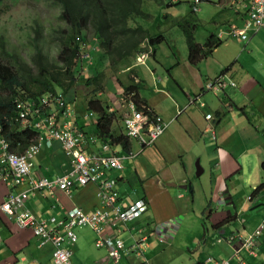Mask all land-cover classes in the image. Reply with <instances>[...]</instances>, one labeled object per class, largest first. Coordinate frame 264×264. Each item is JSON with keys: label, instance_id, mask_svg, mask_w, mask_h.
<instances>
[{"label": "crops", "instance_id": "1", "mask_svg": "<svg viewBox=\"0 0 264 264\" xmlns=\"http://www.w3.org/2000/svg\"><path fill=\"white\" fill-rule=\"evenodd\" d=\"M228 2L223 0V5H217L220 9H230L226 5ZM233 10L236 13L234 17L227 23L214 22L216 32L208 34L220 39V44L212 53L196 66L190 65L187 59L193 69L184 70L192 83L186 80L179 83L173 76L175 71L169 73L174 83H158L154 78L145 83L134 74L135 82H140L135 84L141 85L140 90H147L148 94L144 96L138 91V98L146 105L129 99L133 95L127 94L125 89L131 83L120 81L114 86L115 95L113 92L105 94L104 91L97 94L106 97L103 103L108 112H119L117 117L120 119L111 124V130L114 125L117 129L112 130L114 133H124L121 119L129 113L127 106L130 102H134L138 109L140 106L151 109L167 124L165 133L151 147L141 149L136 141L130 140L127 150L131 151L132 157L125 156L128 155L125 153L127 150L120 145L113 146L116 152L120 150L119 155L123 157L122 171L110 173L117 182L121 207L129 208L136 201L143 200L147 211L131 223L117 225L116 230L108 228L103 235L120 239L126 248L142 236H148L149 243L144 261L132 255L125 256V248L117 264H159V260L164 259L171 249L182 256L181 264H214L207 262L209 258L229 260L230 264H264V236L255 256L240 251L235 259L233 250L239 245L236 241L232 245L227 243L232 234L246 237L264 225V189L252 196L255 189L264 184V26L257 30L246 28L248 17L245 11ZM210 12V9L202 8L198 13L209 18ZM231 25L243 29L247 40L229 35ZM92 57L97 71L104 72L108 68V63L100 64L98 55L92 54ZM152 57L156 58V52ZM176 66L172 70L180 67ZM88 72L92 76V72ZM223 77L236 86L227 87L220 93L205 91L209 81ZM73 92L74 89L69 91L67 100ZM208 115L211 120L206 118ZM73 119L75 128L86 132V123L78 117ZM178 135L188 142L197 141L203 153L197 161L195 175V166L190 172L183 157L180 161L176 160L180 158ZM101 145L100 141L94 145L86 143V152L109 155L110 152H104ZM203 157L208 161L207 188L210 187V192L204 211L196 212L193 204L197 185L193 178L207 174L206 168L200 166ZM215 160L216 164L211 165ZM248 161L252 162V172H249ZM70 166V159L55 142L51 147L45 145L35 157L31 176L53 180L67 174ZM246 172L251 175V187L244 192L252 193L245 198L246 193H236L240 191L235 187L238 186V177L245 176ZM228 182L234 185L235 194H231ZM214 187L216 191L213 193ZM25 191H28L26 181L9 186L0 182V204L9 195ZM24 205L35 217L63 219L72 208H79L84 213L98 208L99 191L94 185H89L73 188L69 194L58 190L54 194L46 190L28 192ZM200 216H206L207 220L203 223ZM72 232L77 239L73 249L68 238L64 241V248L73 250L72 264H114L108 260L107 250L98 249L95 245L98 237L89 227H77ZM161 236L165 241H160ZM52 250L50 245L40 247L31 230L19 228L13 219L0 212V264H54Z\"/></svg>", "mask_w": 264, "mask_h": 264}, {"label": "trees", "instance_id": "2", "mask_svg": "<svg viewBox=\"0 0 264 264\" xmlns=\"http://www.w3.org/2000/svg\"><path fill=\"white\" fill-rule=\"evenodd\" d=\"M7 1L0 0V16L2 5ZM52 6H58L57 20L62 27L49 33L56 43V58L52 59L43 51V28L35 22L32 27L33 39L31 42L29 61L25 60L20 50L4 35H0V121L2 123L1 135L8 140L11 149L21 153L36 141L37 133L32 127L24 126L17 120V100L27 101L44 93H56L57 89L66 96L81 79L86 87L92 88L88 102L89 110L98 115L95 125V134L99 139L111 138L123 150L129 148V141L122 135H111V124L115 120L113 114L106 113V107L95 100L97 82L103 80V72H97L95 67L80 55L82 42H86L87 35H91L99 48L98 58L101 65L104 60L108 63L110 71H119L120 67L135 59L136 55L144 49L142 43L148 41L152 46L153 54L156 46L165 41L163 36L152 37L148 30L136 22V18L148 17L142 11V4L147 0H45ZM160 3L161 0H151ZM175 4H167L174 7ZM133 22L134 27L130 25ZM183 36L188 50V62L196 66L203 58L209 56L212 50L220 44L216 35L211 34L203 45L195 41L194 32L197 27L193 13L177 22L183 27ZM92 41V42H93ZM92 42H88L90 50ZM96 49V48H95ZM29 50V49H28ZM96 51V50H95ZM91 55V52H90ZM87 65V66H86ZM88 67L92 74L100 79L86 78L84 73L80 77L76 70ZM117 68V69H116ZM116 69V70H115ZM84 76V77H83ZM96 82V83H95ZM131 83H134L132 80ZM141 85L131 84L125 90L136 93L133 100L137 104H145L138 98ZM264 168V165H263ZM264 189V184L258 186L253 192L255 196Z\"/></svg>", "mask_w": 264, "mask_h": 264}, {"label": "built area", "instance_id": "3", "mask_svg": "<svg viewBox=\"0 0 264 264\" xmlns=\"http://www.w3.org/2000/svg\"><path fill=\"white\" fill-rule=\"evenodd\" d=\"M201 1L194 0L193 11H198L197 5ZM220 1V0H209ZM231 5L236 9H244L248 20L246 28L257 30L264 26V0H231ZM231 33L239 36L242 40H247L244 30L232 26ZM143 58V57H142ZM235 83L227 81L225 78H218L210 81L206 85V90L220 93L227 87H235ZM53 104L57 112L53 115L43 116V109ZM20 118L24 123H31L34 130L39 132L40 143L33 144L22 154L16 155L10 149L8 143L0 137V182L5 185H17L24 181L28 184V191L21 192L16 196H9L7 200L0 204V212L9 219H13L21 229H29L35 237L42 241V244L50 242L53 246L54 264H71L70 251L63 247L66 238L73 244L76 237L72 232L75 227H90L97 233L103 232L106 228L116 230L117 225L126 224L147 209L145 201L140 200L129 208H122L119 205V194L115 189L116 181L107 176L108 170H121V158L111 154L108 156H89L81 151L85 138L76 131L72 121L68 106L60 97L52 96L50 100L40 99L38 102L20 103ZM130 116L123 119L125 134L128 138L136 141L141 147L152 145L165 131L167 125L159 116L149 114L144 110H138L133 104L128 105ZM51 146L53 142H58L64 153L71 159V169L63 176L54 180L46 178H33L30 176V169L33 166L32 160L41 149V142ZM93 140L92 138H89ZM107 148V147H105ZM96 185L99 191L100 206L90 214L84 213L81 209L70 210L64 220L57 221L55 218H35L24 208V198L28 192H41L46 190L54 193L60 190L68 194L75 187L86 185ZM64 229V235L59 234L60 228ZM264 236V226H260L253 234L247 237L232 236L228 243L236 240L240 249L255 256ZM110 245L109 255L115 262L120 257V252L124 250L123 242H107ZM97 246H103L102 241L97 242ZM148 247L147 237H142L137 243L132 245L125 253H132L141 257ZM240 251V250H238ZM238 253V252H237ZM222 264H227L223 262Z\"/></svg>", "mask_w": 264, "mask_h": 264}, {"label": "rangeland", "instance_id": "4", "mask_svg": "<svg viewBox=\"0 0 264 264\" xmlns=\"http://www.w3.org/2000/svg\"><path fill=\"white\" fill-rule=\"evenodd\" d=\"M169 0H161V4L156 3L151 0H147L142 4V11L148 17H139L136 18V22L141 24L142 27L148 30L150 36L158 37L163 36L165 41L156 46V58L149 57L145 60L144 65H135V60L132 59L129 63L120 67L119 71H110L108 68L104 69V77L103 80H99L97 82V90L104 91L105 94L115 95L114 86L118 85V83L123 82V84L131 83V75L133 74L127 69H133V73L137 75V77L144 81L145 83H149L148 80H152L153 78L158 83H174L172 77L169 75L170 72L175 71L173 76L175 79L182 83V80H186L187 83H192L189 77L186 76L184 69H193V67L189 66L187 62V46L185 43V39L183 36V28L186 26L183 25L177 26V22L181 19L185 18L191 11V2L192 0H177L176 5L174 7L168 8L164 2ZM223 2L217 1L214 4L203 3L200 4V9L208 8L210 9V16L209 18H204L201 13H194V19H196V27L195 31V41L197 43L203 44L208 38V34L214 31V22L224 23L228 22L231 17L235 16V12L233 9H220L217 4ZM215 5V6H213ZM2 15L0 16V35H4L13 45H15L22 55L25 57V60L29 61L30 56V48L31 42L33 39V31L32 27L35 26V22L38 23L43 28L45 40L43 44V51L44 53L48 54L52 59L56 58V46L52 39L54 37L50 36V32H54V30L62 27L60 22L57 20V15L59 13L58 6H52L49 2L45 0H20V1H7L2 5ZM204 14H207L206 12ZM197 21H200L197 23ZM130 25L134 27L133 22H130ZM87 42H92V36H88ZM93 47L90 48L91 53L93 56H96L100 51L99 48L96 47L97 43L92 42ZM145 43H142L141 46L144 47ZM96 48V49H95ZM29 49V50H28ZM96 50V51H95ZM106 64V61L103 62ZM177 65L180 67L178 69H173V66ZM87 66V65H86ZM91 67H96L95 64H91ZM106 70H109L107 73ZM172 70V71H171ZM97 71V70H96ZM84 72V68L81 70H76V75L80 77V74ZM99 72V71H97ZM88 77H94L95 79H100L98 75H91L89 72H85ZM84 77V76H83ZM85 82V81H84ZM81 79L77 81L75 84L73 96H71V100L69 101V106L72 110V114L74 117H78L86 123V132L89 134H95V119L96 116L93 112L89 110L88 102L93 97H90V92L92 88L86 87ZM96 83V82H95ZM184 83V82H183ZM70 90V91H71ZM57 94L62 96L63 99L67 100V96H63L62 92L57 89ZM140 93L144 96L147 93V90L142 89ZM148 94V93H147ZM94 99L101 100V103L106 100V97L103 95H96ZM68 101V100H67ZM202 115V114H201ZM204 120V116H201ZM206 118L211 120L212 117L208 115ZM241 121V120H240ZM212 122V121H211ZM242 122V121H241ZM212 126V124L210 125ZM238 127L239 125L236 123L235 125ZM213 129V127H211ZM113 131H116V127L112 128ZM212 141H214L212 139ZM135 143V142H133ZM208 142H206L207 144ZM214 149V147L207 145ZM177 151H179L180 158L176 160L180 161L182 157L184 158L185 164L189 168L190 172H192L193 166L194 168V175L196 174L197 168L196 164L197 161L200 159V156L203 155L201 149L197 145V141L188 142L187 139H184L182 135L177 136ZM117 152L120 154V150L118 149ZM213 152V151H212ZM211 154V152H210ZM186 156V160H185ZM216 160L211 162V165H215ZM202 168H206L207 174L205 173L203 176L199 178L194 177L193 181L197 185L196 189V196L194 197L195 203L193 204V210L196 212H202L206 208V199L209 198V188L207 178L209 175V167L208 161L203 157V163L200 165ZM247 166L249 168V172H252V162H247ZM32 171V169H31ZM253 178V177H252ZM251 182V175L250 173L246 172L245 176H239L237 179L238 186L235 187L241 194H245L244 190H248ZM231 190V194L234 193V185L231 182L227 183ZM215 187L213 189V193L215 192ZM251 192H247L246 196H250ZM221 208V207H220ZM221 213V212H220ZM219 213V214H220ZM203 218V223L207 220L206 216H200ZM205 220V221H204ZM182 232L178 235L181 236ZM170 257H172L170 259ZM182 256L180 254H176V250H169L166 253L164 259L159 260V264H181Z\"/></svg>", "mask_w": 264, "mask_h": 264}, {"label": "clouds", "instance_id": "5", "mask_svg": "<svg viewBox=\"0 0 264 264\" xmlns=\"http://www.w3.org/2000/svg\"><path fill=\"white\" fill-rule=\"evenodd\" d=\"M221 2H223V0H220ZM176 2H177V0H169V1H167V2H164V5L165 4H175L176 5ZM203 3H215V1H209V0H205V1H201L200 3H198V5H197V8H198V11H193V6H194V0H192V2H191V9H192V11H191V13H198L199 12V7H200V4H203ZM159 4H161V3H159ZM218 5H223L222 3H220V4H218ZM227 5V7L229 6L230 8H233V9H235V10H237V11H239V10H244V9H236L234 6H232L231 5V0H229V2L226 4ZM245 11V10H244ZM245 14H246V11H245ZM247 15V14H246ZM232 26H234V25H231L230 26V31H229V35H231V36H233V37H239V36H235V35H233L232 33H231V28H232ZM236 27V26H235ZM236 28H238V27H236ZM239 29V28H238ZM240 30H243V29H240ZM246 34V33H245ZM88 36H91V35H87V40H88ZM241 40H242V38L241 37H239ZM248 38V37H247ZM94 39V38H93ZM218 39H219V37H218ZM220 40V39H219ZM244 41H246V40H244ZM145 43V45H144V47L143 46H141V48L142 49H144L141 53H139V54H137L136 55V57H135V64H134V66L135 65H144V63H145V60L146 59H148L150 56L152 57L154 54V52H153V48H152V46H150V44H149V42L148 41H145L144 42ZM90 46V44L86 41L85 43L84 42H82L81 43V47H80V55H81V57L83 58V60H87V61H89V63L91 64V62H92V64H93V57H92V53H91V55H90V52H91V50H89L88 51V47ZM92 47V46H91ZM143 57V58H142ZM109 69V68H108ZM89 70H88V67H84V72H82V73H84L85 75V77L88 75L87 73H85V72H88ZM127 71H129V72H131L132 74H133V76L131 75V77H130V79H131V81L133 80L134 81V83H131V84H134V85H137V84H135V83H140L139 81L138 82H135V78H136V76H134V73H133V69H127ZM92 75H94V74H92ZM90 78H92V77H90ZM224 78V77H223ZM210 82V81H209ZM208 84V83H207ZM206 84V85H207ZM75 87V86H74ZM73 87V88H74ZM205 91H209V90H206V87H205ZM125 92L127 93V94H131V95H133V98L135 97V95H136V93H130V92H127L126 90H125ZM211 92V91H210ZM98 94V93H97ZM96 94V95H97ZM52 96H55V97H60L61 98V100L65 103V106H68L69 107V110H70V113H71V116L69 117V119L72 121V123H73V126L74 127H76V125H75V120L73 119L74 118V116H73V114H72V110H71V108H70V106H69V101L71 100V97L69 98V100L67 101V100H65V99H63V97L62 96H60V95H58L57 94V92L56 93H51V92H49V93H44V94H42V95H39V96H37V97H34L33 99H29V100H27V101H21V100H17V109H18V118H17V120L18 121H20V123L22 124V125H24V126H27V127H32V129L34 130V126H33V124L31 123V118L32 117H29L28 119L30 120V122L29 123H24L23 122V120L20 118V109L18 108V106H19V104L20 103H27V102H38L40 99H48V100H50L51 98H52ZM96 97V96H95ZM133 98H131V97H129V99L131 100V101H134L133 100ZM95 100H97V99H95ZM99 101V100H98ZM135 102V101H134ZM134 102H130L129 104H133L134 105ZM136 103V102H135ZM192 103V101H190V104ZM128 104V105H129ZM106 105V104H105ZM104 105V106H105ZM106 107V106H105ZM134 107H135V105H134ZM127 108H128V106H127ZM136 108V107H135ZM138 109V108H137ZM146 109H147V113H149V114H154L155 116H157L151 109H149V108H147V107H145V106H140V108L138 109V110H144V111H146ZM129 110V109H128ZM58 113V114H60L61 115V112H59L57 109H56V107L53 105V104H51L49 107H46L45 109H43V112L42 113H44L43 114V116H49V115H53V114H55V113ZM91 112H93V111H91ZM94 113V115L96 116V121H97V119H98V115L95 113V112H93ZM106 113H108V114H113L114 115V118H115V120L116 121H118V119H120L119 117H117V114L119 113V112H108L107 111V108H106ZM130 114V112L128 113V114H126L124 117H123V119H125V117L126 116H130L129 115ZM161 118V117H160ZM123 119H121V122H122V124H123ZM114 120V121H115ZM163 121V120H162ZM164 122V121H163ZM165 123V122H164ZM166 124V123H165ZM96 125V124H95ZM167 125V124H166ZM123 127H124V133L123 132H120V133H114L112 130H111V135H113L114 137H119L120 135H122V136H124L128 141H130V140H133V139H131V138H128V136L125 134V126H124V124H123ZM77 128V127H76ZM96 128V127H95ZM166 129H167V127H166ZM165 129V130H166ZM35 131V130H34ZM76 131H78L77 129H76ZM1 132H2V123H1V121H0V137L2 138V139H4L3 137H2V135H1ZM36 133H37V138H36V141L35 142H33L31 145H33V144H38V143H40V140H38L39 139V132H37V131H35ZM78 133H81L83 136H84V138H85V141H84V145H83V147L81 148V151L82 152H84L86 155H89V156H108V155H100V154H94V153H92V154H90V153H88V152H86V148H85V144L86 143H91L92 145H94L95 143H97V141H100L101 143H102V145H101V149L104 151V152H110V154L109 155H111V154H114V155H116V156H118V157H120L121 158V164H122V159H123V157H121L120 155H119V153H117L116 151H115V148L116 147H113V146H116L117 144H115L113 141H112V139L111 138H105V139H99L97 136H96V134H89L88 132H85V131H83L82 129H80L79 131H78ZM165 133V131L161 134V136L163 135ZM161 136H159V138L161 137ZM89 138H92L93 140H90ZM158 138V139H159ZM157 139V140H158ZM7 143H8V145H9V149L14 153V154H16V155H20V154H22L27 148H29L31 145H29L24 151H22L21 153H16L15 151H13L12 149H11V146H10V144H9V142H8V140H6V139H4ZM157 140L152 144V145H149V146H143V147H141L139 144V146L141 147V149H144V148H146V147H151V146H153V145H155V143L157 142ZM53 143H55V142H53ZM56 143H58V142H56ZM59 144V143H58ZM46 145V147H51V146H49V145H47L46 144V141H45V139H44V141H42L41 142V149H40V151L38 152V154L41 152V150H42V148L44 147ZM60 146V145H59ZM105 147H107V148H105ZM60 148H61V146H60ZM62 149V148H61ZM63 151V150H62ZM64 152V151H63ZM125 153L126 154H128V155H125V156H129V157H132V154H131V151L130 150H127V151H125ZM37 154V155H38ZM65 154V153H64ZM37 155H35V157L37 156ZM66 155V154H65ZM67 156V155H66ZM35 157L33 158V160H32V163H33V166H34V159H35ZM68 157V156H67ZM69 158V157H68ZM70 159V158H69ZM70 163H71V159H70ZM33 166H32V168H33ZM31 168V169H32ZM31 169H30V176H31ZM70 169H71V166H70ZM122 169H123V165H122ZM122 169L121 170H108V171H106V173H107V176L109 177V178H111V179H114L115 181H116V179L115 178H113L112 176H110V173L111 172H113V171H122ZM70 171V170H69ZM68 171V172H69ZM66 175V174H65ZM61 176H63V175H61ZM32 177V176H31ZM59 177V176H58ZM39 178H45V177H39ZM57 178V177H56ZM55 178V179H56ZM47 179V178H46ZM49 180V179H48ZM54 180V179H53ZM21 184V183H20ZM17 185H19V184H17ZM89 185H93V184H89ZM89 185H86V186H89ZM86 186H84V187H86ZM95 187H97L96 185H94ZM76 189H78V188H83V187H75ZM115 189H116V191L118 192V189H117V182H116V184H115ZM72 190V189H71ZM70 190V191H71ZM58 191H60V190H58ZM41 192H43V191H41ZM41 192H30V193H41ZM61 192H63V191H61ZM55 193V192H54ZM53 193V194H54ZM63 193H65V192H63ZM70 193V192H69ZM68 193V194H69ZM118 194H119V192H118ZM18 195V194H17ZM9 196H16V195H9ZM7 200V199H6ZM5 201V200H4ZM140 201V200H139ZM3 202V201H2ZM1 202V203H2ZM120 202H121V196H120V194H119V205L121 206V204H120ZM136 202H138V201H136ZM135 202V203H136ZM133 205V204H132ZM100 206V205H99ZM131 206V205H130ZM130 206H128V207H130ZM24 208L25 209H27L26 207H25V205H24ZM123 208V207H122ZM72 209H74V208H72ZM72 209H70V210H72ZM79 209V208H78ZM97 209V208H96ZM28 210V209H27ZM69 210V211H70ZM29 211V210H28ZM68 211V212H69ZM146 211H147V209H146ZM146 211H144L141 215H143ZM30 212V211H29ZM68 212H67V214H68ZM92 212H94V210L92 211ZM91 212V213H92ZM31 213V212H30ZM67 214L65 215V217L63 218V219H59V218H57V217H52V216H50V217H43V218H55L57 221H61V220H64L65 218H66V216H67ZM86 214H90V213H86ZM140 215V216H141ZM34 216V215H33ZM35 217V216H34ZM139 217V216H138ZM137 217V218H138ZM35 218H37V219H42L41 217H35ZM15 222V221H14ZM131 222H133V220L132 221H130V222H128V223H131ZM128 223H126V224H128ZM126 224H124V225H126ZM264 226V225H263ZM88 227V226H87ZM75 228H77V227H75ZM79 228H85V227H79ZM90 228V227H89ZM91 229V228H90ZM107 229L108 228H106L103 232H101V233H97L95 230H92V231H94V233L97 235V240H96V242H95V245L97 246V242H99V241H102V245L103 246H97L98 247V249H100V248H104L105 250H107V257H108V260L109 261H111L112 263H114V264H117L118 262H119V260L122 258V255H121V252H123L124 250H125V248H126V246H124V243H123V246H124V250L123 251H121L120 252V257H119V259L117 260V262H115L114 261V259H112L111 257H110V255H109V249H110V245H108L107 244V242H116V241H121L120 239H118V238H113V237H109V236H104L103 234H104V232H106L107 231ZM27 230H29V229H27ZM62 230V231H61ZM112 230H114V229H112ZM257 230V229H256ZM32 232V231H31ZM63 232V234H61ZM32 234H33V232H32ZM59 234L60 235H64V229L61 227L60 229H59ZM253 234V233H252ZM33 236L35 237V235L33 234ZM232 236H238V234H232L230 237H232ZM143 237V236H142ZM142 237H140V238H142ZM145 237H147V239H148V236H145ZM230 237H228V240H229V238ZM247 237V236H246ZM36 239H37V241H38V245L40 246V247H43V246H45V245H50L51 247H52V249H53V246L50 244V242H46V243H44V244H42V241L39 239V238H37V237H35ZM139 238V239H140ZM76 241H77V239H76ZM76 241L73 243V244H71V243H69L70 244V246H71V248L73 249V247L75 246V243H76ZM139 241V240H138ZM137 241V242H138ZM160 241L161 242H163V241H165V239L161 236L160 237ZM236 241V240H235ZM235 241L233 242V243H235ZM122 242V241H121ZM137 242H134V244L135 243H137ZM227 243H228V241H227ZM133 244V245H134ZM228 245H230L229 243H228ZM238 245H239V243H238ZM148 246H149V243H148ZM63 247H64V243H63ZM130 247H132V245L130 246ZM130 247H128V248H126L127 250L130 248ZM148 248V247H147ZM146 248V249H147ZM146 249L144 250V253H143V255L141 256V257H137V256H135L134 254H132V253H125V256H127V255H132V256H134L136 259H138V260H140V261H144V259H145V252H146ZM67 250H69V249H67ZM238 250H240V251H244V250H241L240 249V245H239V248H234V250H233V257L236 259V257H237V255L240 253V251H238ZM70 251V253H71V255H70V260H71V258H72V251L73 250H69ZM238 252V253H237ZM257 253H258V250H257ZM257 253H256V255H257ZM52 254H53V250H52ZM52 258H53V255H52ZM54 262V261H53ZM207 262L208 263H214V264H222L223 262H226L227 264H230V261L229 260H215L214 258H209L208 260H207ZM71 264H72V260H71ZM243 264H245V263H243Z\"/></svg>", "mask_w": 264, "mask_h": 264}]
</instances>
